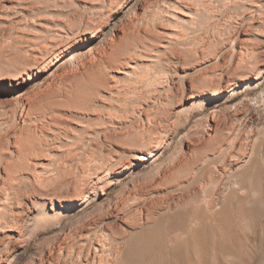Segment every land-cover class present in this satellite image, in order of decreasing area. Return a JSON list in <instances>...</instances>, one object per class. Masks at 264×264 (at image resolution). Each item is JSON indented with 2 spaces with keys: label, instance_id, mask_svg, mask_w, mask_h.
I'll return each instance as SVG.
<instances>
[{
  "label": "bare ground",
  "instance_id": "6f19581e",
  "mask_svg": "<svg viewBox=\"0 0 264 264\" xmlns=\"http://www.w3.org/2000/svg\"><path fill=\"white\" fill-rule=\"evenodd\" d=\"M95 1L85 4L91 11L92 18L84 20V24L76 21L78 25L75 22L78 18L69 13L71 10L64 12L49 7L37 8V6V9H34L33 6V8H28V4H23L20 0H0L2 27L7 24L12 25L16 20L18 30V26L24 25L22 20L25 19L26 24L23 29L27 28V30L18 31L16 37L13 36V40L10 39L11 41L4 38L5 45H7L6 50L0 46V65L2 66L0 67V264H8L9 255L15 257L24 252L40 233L57 228H60L59 233L54 234L55 236L42 246L41 250L39 249L40 252L36 249L39 253L33 254L26 264H119L122 256H125L126 247L129 245L132 247L131 243H136L133 242L134 237L137 236L136 233L145 234L147 227L153 229L155 224L162 225L163 222L159 223V221L165 219V216L162 220L158 218V213H160L158 209L165 212L163 214L167 215L166 219L169 224L171 222L168 218L171 212L178 214L177 217L176 214L174 215L175 218L172 216L175 221L171 225L168 224V227L165 225L166 232L160 230L162 238L160 240L156 238L158 244L153 240V244L159 245L158 248L161 250V252L154 250L157 253L160 252V255L155 253L160 257L158 264L170 262L166 261L169 258L164 257L163 251L167 255L166 251H170L177 257V254L184 250V246L188 252L185 254L188 255L187 261L184 260L185 256L180 261L178 260V263L200 264L205 259V257L202 259V256V260L200 259V250L204 251L201 245L209 247L210 242L212 243L208 240V235L225 236L227 233L229 236L235 235L234 238H241L246 234L248 236L251 232L249 235L255 237L259 233L258 229L264 226L251 229L253 226L249 224L245 226L241 222L242 220L247 222L245 213L248 212L243 213L246 206L244 209L242 206L245 202L250 204L252 201L249 190H252L254 180L257 179L262 183L264 179L262 177L264 166L263 174L259 170V173H252L250 176L247 175L248 173L245 174L247 170L245 168H248V165L255 160L254 151L259 135L252 138L254 137L252 134L257 129L259 117L251 113L253 110L250 104L254 103L249 104L251 100L246 98L233 103L237 97L243 96L254 86L252 80L258 79L259 72L260 76L264 74V66L259 68L260 50L258 51L257 46L251 43L249 45L247 42L254 37L264 38V0H235L236 8L243 10L241 25L244 27L247 24L254 34L250 36V32V34L246 31H238V33L235 30L237 32L235 37L228 36L222 40L224 44L221 42V45H224L222 48H225L227 53V50L236 47L234 41H237L235 51L230 53L229 59L226 58L232 61V64H228L233 65L231 77L233 73H238L241 77L247 76L251 71H258V76L251 78L249 82L245 78H234L232 88L229 86L230 89H223L218 84L216 85L220 88H217L218 92L212 87L213 92H205L204 94L207 93V95L202 94L206 105L227 103L230 106L225 105L224 109H212L210 113L200 118L203 121H201L202 126L204 124L201 133V129L197 127L200 135L196 127L191 126L180 137L172 154L161 163L157 162L163 156L165 148L171 145L180 128L175 130L177 128L175 125L173 131L169 132V129L165 132L164 127L168 123L162 121L168 122L169 119L167 120L168 117L165 116L160 117L159 111L166 112L165 108L170 106V101L179 92V86L184 84L181 81L182 84L178 85L181 75L177 77L176 73L173 75L171 72L172 75H166L168 78L165 76L166 81H164L163 76L151 78L149 71H152V67L161 66V63L165 64L162 58L165 59L168 55H162L167 52L170 45L178 42L175 40L172 43V38H178V31L176 32L175 28L192 25L197 17L201 19L210 17V15L216 16L213 15L214 5L210 3L211 0L210 2H207L208 0H188V2L184 0H143L127 19L119 22V26L112 35L106 41L101 42L100 39L106 33L107 28L114 23V20H120V15L125 13L134 0ZM217 1L221 0H216L215 4ZM27 18H31L32 21L27 22ZM206 18H204L205 21L209 20ZM232 18L234 17L231 16ZM166 23L173 26L171 29L175 27L174 30H168L167 26H164ZM206 23L208 24L207 21ZM143 24L151 29L141 28ZM226 29L230 28L226 27ZM5 35L11 36H8L9 33ZM23 39L26 40L21 41ZM226 62L228 61L223 63ZM153 72L152 75L155 73ZM165 72L166 69L162 73ZM136 79H140L141 81H138L146 85L145 93H148V90L153 92V94H146L147 97L142 99L144 101L139 103L141 110L137 113V118L141 120V127L132 125L136 118L132 111L134 108L131 110L132 115L130 112L128 115L125 110L122 112H126L127 115L123 116L122 112H120L121 116L118 114L123 109L120 105L124 104L120 102L125 101L119 95L126 90L122 85L121 87L125 89L123 91L119 85L128 83V86H125L128 89L132 88L129 90L130 94L138 95V92H131L133 87L137 88L134 86L136 84L131 85L136 83L134 82ZM204 79V84L201 81L203 79L194 82L197 85L201 81V87H208L207 84H212L211 81L207 83L209 80ZM220 81L223 80L220 79ZM140 82L137 83L141 84ZM195 83L188 84L190 90L196 89ZM184 86L181 87L184 88ZM127 93L125 95H128ZM194 97L196 96L188 97L187 100L191 101ZM199 110L198 112L202 114L203 107ZM169 115L166 114V116ZM159 117L161 120L159 124L162 122L165 126L159 133H155L153 124L158 121ZM119 118H122L125 123L123 124ZM189 119L188 117L183 120L185 122L183 126L178 123V127L182 126L185 129L189 124ZM227 121L228 124H226ZM222 122H226L224 127L221 126ZM195 124L198 126L199 123ZM124 126L127 129L121 133V127ZM112 139L116 140L117 144L120 141L124 142L119 148L129 160L127 158L123 160L118 155L116 156L113 150L106 151L105 147L103 148L104 143ZM59 161L67 164L66 167H74L82 174L79 180L80 186L73 190L74 194L71 196L69 194L70 197H63V199L62 197L56 198V195L55 198L48 195L49 188L54 186L52 183L55 178L51 176L55 174H52L49 169ZM215 161L217 166L211 168ZM255 165L257 166V163ZM150 166L153 167L152 170L138 175L137 180L123 186L121 198L107 200L106 203L99 204L92 213L75 217L80 215L92 200H99L114 185L120 184L128 174L136 169L144 170ZM249 168L251 170V167ZM202 172L209 175V177L205 175L209 178V182L203 181L206 179L203 176V180L199 177L203 175ZM148 179L151 181L146 186ZM245 180L250 183V188L245 185ZM259 188V191H263L264 187ZM253 192L254 190L251 194ZM176 193L179 194V198L175 200L173 196ZM260 200L263 201L264 197ZM147 202L149 204H146ZM257 215L259 214L257 213L256 217ZM74 217L76 219L73 221L61 225L64 219ZM262 224L260 221V225ZM118 232L122 235L121 237ZM200 233L206 240L201 242ZM145 238L144 241H146ZM220 239L225 240L226 238L221 237ZM233 242L235 243V240ZM234 243L229 244L230 246L223 250L224 253L221 251L223 256L225 254L226 256L223 257L224 261L217 260V264H242L244 262L243 259H239L241 256L238 258L237 245ZM173 255L171 256L175 258ZM179 257L182 256L179 255Z\"/></svg>",
  "mask_w": 264,
  "mask_h": 264
},
{
  "label": "rangeland",
  "instance_id": "374dc122",
  "mask_svg": "<svg viewBox=\"0 0 264 264\" xmlns=\"http://www.w3.org/2000/svg\"><path fill=\"white\" fill-rule=\"evenodd\" d=\"M29 1H30V3H29ZM65 3H64V2ZM72 1V2H71ZM98 0H96L95 2H97ZM142 1L143 0H134L133 1V3L126 9V11H125V13L124 14H122V15H120V20L118 21V20H114V23H112L108 28H107V30H106V33L101 37V39H100V41L102 42V41H106L108 38H109V36H111L112 35V33H113V31L114 30H116L117 29V27L119 26V22L120 21H123V20H125V19H127L132 13H133V11L135 10V8L137 7V6H139L141 3H142ZM213 1V2H212ZM215 1L216 0H211V2H210V0H208L207 2H210V3H213L212 5H214V14L213 15H216L217 16V18H216V16H211L210 15V17L208 16L207 18L206 17H204V18H206V19H209V20H206L207 22H208V24L206 23V21H205V19L204 18H201L200 19V17H199V19L201 20H199L198 19V17H197V19H198V21H197V19H196V21H194L193 22V24L191 25H187V27L185 26V27H179V28H175V31L178 33V38H172V43L176 40V41H178V42H174L173 44L175 45H173L172 43V46L170 45V47H169V49L167 50V52H165V53H167V54H163L162 56H165V55H168V57L167 56H165L166 58L165 59H167V60H165L164 59V57L162 58V61L163 62H165V64H162L161 63V66L160 65H158L156 68H154V67H152L151 69H152V71L150 70L149 71V74H150V77L151 78H153L154 79V77L155 76H163V78H162V80H164V77L166 76V75H168V76H170V75H174L175 73V75L177 76V77H180V75H181V77H183V78H179V80L178 81H180V83L178 84V85H180V84H182V82H183V84L186 86H184V85H180L179 86V88H178V90H179V92H177V95L175 94V96L173 97V100H171L169 103V105L170 106H168V107H166L165 108V110H166V112L164 113V111H161L162 113H164V114H160L161 112L159 111V116L160 117H162V118H164V116L165 117H168V118H166L167 120L169 119V121L168 122H165V121H162L163 123H168V124H165V125H167V126H169L170 125V127H167V126H165V125H163V123L161 122V124H159V121H161L160 120V117H159V119H158V121H157V119H156V125L155 124H153V126H154V129H155V133L156 132H160V130H163V127H164V129H165V132L166 131H168L169 129V132L170 131H173V129H174V126L175 127H177L175 130H178L179 128L181 129H179L178 131H177V134L175 135V137L173 138V141H172V143H171V145L169 146H167L166 148H165V151H164V153H163V156L160 158V160L157 162V163H161V161H164L165 159H167L171 154H172V152L175 150V148H176V146H177V144H178V140L180 139V137L186 132V130H188L189 128H191V126L193 127L194 126V128L196 127V131L197 130H199V128L201 129V131H200V133L202 132V130L204 129V124H203V126H202V119L200 120V118H202L205 114H207V113H210L211 111H212V109H216V108H221V109H224V108H226V107H229L230 106V104L228 105L227 103H221V104H214V105H206L204 102H203V99H204V97L202 96V94H204L205 92H213L214 91V89H215V91H217L218 89H220V88H223V89H230V87L232 88L233 86H234V78L236 79V78H239V77H241V75L240 74H238V73H233V77H231L230 76V73L232 74V72H233V65L231 66V65H228V64H230L232 61H229V60H227L226 58H228L229 59V56L232 54V51H235V48L237 47V41H234V46L236 45V47H232V48H230L229 50H227V53H226V49L225 48H222V46L224 47V43L222 42V40L224 39V38H228V36L230 37H235V35H236V33L239 31V32H250L251 33V35L250 36H253V32H251V30L250 29H252V28H249L248 26H247V24H245V26L243 27V25H241V17H242V13H243V10L242 9H238V8H236V5H234V4H236V1H238V0H230V1H228V0H224L223 1V3H222V0L221 1H217V3L215 4ZM228 1V2H227ZM20 2H22L23 4H28L27 6H28V8H33L34 7V9H37V8H51V9H55V10H57V11H70L69 13H71L72 15H75V17L76 18H78V20H75V22L76 21H78V22H82L83 24L85 23L84 22V20L85 21H87L88 19H90V18H92V15H91V11L90 10H88V6L86 7V5L85 4H90V3H93L94 2V0H39V1H35V0H20ZM54 2V3H53ZM184 2H188V0H184ZM190 2V1H189ZM218 2H219V4H218ZM225 2V3H224ZM235 2V3H234ZM59 3V4H58ZM62 3H63V5H62ZM76 3V4H75ZM228 3V4H227ZM33 4V5H32ZM54 4V5H53ZM218 4V5H217ZM231 4V5H230ZM31 5V6H30ZM70 5V6H69ZM75 5V6H74ZM85 5V6H84ZM216 5V6H215ZM224 5V7H222ZM229 5V6H228ZM30 6V7H29ZM33 6V7H32ZM36 6H37V8H36ZM39 6V7H38ZM52 6V7H51ZM55 6L57 7V8H55ZM63 6V7H62ZM75 8H74V7ZM84 6V7H83ZM219 6V7H218ZM231 6H234L233 8L231 7ZM62 7V8H61ZM65 7V8H64ZM69 7V8H68ZM215 7H217V8H215ZM66 9V10H64V9ZM223 8V9H222ZM228 10H227V9ZM74 9V10H73ZM86 9H87V11H86ZM226 9V10H225ZM216 10H217V12H216ZM221 11H222V13H221ZM241 11V12H240ZM227 12V13H226ZM238 14H237V13ZM240 12V13H239ZM221 13V14H220ZM220 15V16H219ZM223 15V16H222ZM236 15V16H235ZM231 16L232 17H234V18H232L231 19ZM213 17V18H212ZM221 17V18H220ZM224 17V18H223ZM229 17V18H228ZM239 17V18H238ZM216 18V19H215ZM210 19H211V21H210ZM213 19H215V20H213ZM219 19H222V20H219ZM233 19H235V20H233ZM239 21H238V20ZM24 20V21H23ZM22 20V24H24V25H22V26H18V30H17V25H16V20L15 21H13V24H14V27H13V24L11 25V24H7V26H3L2 27V24H0L1 26H0V46H1V48L3 49V47H4V49H5V47L7 46V45H5V41H4V38H5V40H7V41H11V40H13V36H14V38L16 37L15 35H17L18 33V31L20 32V31H22V30H27V28H25L24 27V29H23V26H25V24H26V21H25V19H23ZM27 22H31L32 21V19L31 18H27ZM34 20V19H33ZM81 20H83V21H81ZM219 20V21H218ZM229 22H228V21ZM234 22H233V21ZM18 21V20H17ZM200 21V22H199ZM218 21V22H217ZM221 21V22H220ZM223 21H225V22H223ZM227 21V22H226ZM19 22H21V20H19ZM196 22V23H195ZM199 22V23H198ZM203 22H205L204 24H203ZM212 24H211V23ZM216 22V23H215ZM77 23V22H76ZM81 23V24H82ZM228 23V24H227ZM234 23V25H232ZM78 25H79V23H77ZM196 24V25H195ZM222 24V25H221ZM198 25V26H197ZM219 25H221V26H219ZM223 25H227L226 27L227 28H230L229 30L228 29H226V27H224ZM228 25H230L229 27H228ZM10 26H12V27H10ZM15 26H16V28H15ZM164 26L166 27L167 26V28H168V30H174V28H172L171 29V27H173V26H170V25H168L167 23L166 24H164ZM212 26V27H211ZM219 26V27H218ZM222 26H223V28H225L224 30H223V28H222ZM238 26V27H237ZM138 27H140V25L138 26ZM147 27H148V29H147ZM195 27V28H194ZM233 29H232V28ZM241 27V28H240ZM11 28H12V31H11ZM141 28H144V29H146V30H150L151 28L149 27V26H146V24H143V26L141 27ZM150 28V29H149ZM185 28V29H184ZM204 28V29H203ZM220 28H222V29H220ZM3 29V30H2ZM176 29H179V30H176ZM192 29H194V30H192ZM219 29H220V31H219ZM232 29V30H231ZM240 29V30H239ZM9 30V31H8ZM183 30V31H182ZM187 30V31H186ZM235 30H237V32L235 31ZM250 30V31H249ZM8 31V32H7ZM11 31V32H10ZM28 31H29V29H28ZM194 31V32H193ZM198 31V32H197ZM228 31V32H227ZM253 31V30H252ZM16 32V33H15ZM191 32V33H190ZM201 32V33H200ZM235 32V33H234ZM238 32V33H239ZM7 33V35H8V33H9V35L8 36H10V37H7L5 34ZM10 33H14L13 35L12 34H10ZM249 33V34H250ZM185 34V35H184ZM233 34V35H232ZM209 36V37H208ZM218 36H220L219 38H218ZM196 38V39H195ZM257 38H258V40H257ZM257 38H251L252 40L251 41H247V42H249V45H250V43H251V45L253 44L255 47H256V49L259 51V54H260V57H262V58H260L259 57V59L261 60V61H263L264 62V60H262V59H264V56H262V55H264V38H261V37H257ZM261 38V39H260ZM9 39V40H8ZM11 39V40H10ZM187 39V40H186ZM220 41H219V40ZM254 39V40H253ZM256 39V40H255ZM263 39V40H262ZM26 40V39H25ZM24 39L23 40H21V41H25ZM191 40V41H190ZM193 40V41H192ZM100 42V43H101ZM141 42H143V41H141ZM193 42V43H192ZM217 42V43H216ZM220 42V43H219ZM221 42L223 43L222 45H221ZM233 42V41H232ZM253 42V43H252ZM178 43V44H177ZM181 44V45H180ZM183 44V45H182ZM196 44V45H195ZM214 44V45H213ZM218 45V46H217ZM184 48V49H183ZM259 48V49H258ZM207 49V50H206ZM6 50V49H5ZM184 50V51H183ZM189 50V51H188ZM187 51V52H186ZM209 51H211V52H209ZM204 52V53H203ZM224 52V53H223ZM173 53V54H172ZM206 53V54H205ZM229 53V54H228ZM231 53V54H230ZM234 53V52H233ZM263 53V54H262ZM183 54V55H182ZM212 56H211V55ZM225 54H228V55H225ZM171 56V57H170ZM173 56H174V58H173ZM210 56V57H209ZM228 56V57H227ZM225 59H224V58ZM231 57V56H230ZM172 58V59H171ZM223 58V59H222ZM164 59V60H163ZM168 59H169V61H168ZM171 59V60H170ZM177 59V60H176ZM189 59V60H188ZM223 60V61H222ZM230 60H232V58H230ZM168 61V62H167ZM225 61H228V62H226L225 64L223 63V62H225ZM260 61V65H259V68H261V66H264V64H263V62H261ZM175 62V63H174ZM258 62H259V60H258ZM168 63V64H167ZM211 63V64H210ZM221 63H222V65H221ZM190 64V65H189ZM224 64V65H223ZM232 64V63H231ZM259 64V63H258ZM262 64V65H261ZM195 66V67H194ZM223 66L225 67L224 69H223ZM228 66V67H227ZM230 66V67H229ZM0 67L2 68V66L0 65ZM159 67V68H158ZM161 67H166V68H161ZM227 67V68H226ZM161 68V69H160ZM158 70V71H155V70ZM166 69V72H168V74L165 72L164 74L162 73L164 70ZM168 70V71H167ZM155 73H154V72ZM162 71V72H161ZM169 71H170V74H169ZM229 71V72H228ZM232 71V72H231ZM151 72V73H150ZM152 72L154 73V75H152ZM158 72V73H157ZM171 72H172V74H171ZM254 72V73H253ZM209 73V74H208ZM156 74H158V75H156ZM163 74V75H162ZM185 74H188V75H186L185 76ZM221 74H222V76H221ZM234 74H235V76L236 75H240V76H234ZM258 74V71H251L250 73H249V75L247 74V76L245 75H243L242 77H241V79H244L245 78V80H247V82H249L250 80H252L251 78H253V77H255V76H258L257 75ZM152 75V76H151ZM179 75V76H178ZM183 75V76H182ZM211 75H213V76H211ZM154 76V77H153ZM168 76H166L167 78H168ZM208 78H207V77ZM251 76V77H250ZM224 77V78H223ZM230 77V78H229ZM167 78H165V79H167ZM191 78H192V80H191ZM204 78H206V81L207 80H209V81H207V83H211L212 82V84H210L211 85V87H210V85L209 84H207L208 85V87H201L200 86V83H201V81H203V84H204V82H205V79ZM140 79H142L141 77H140ZM140 79H136L134 82H136V83H132L131 85H134V84H136V85H134V86H137V88L136 87H133V86H131V85H129L130 87H133V90H131V92H138L137 94L138 95H136V93H134V94H130V89H132V88H130V89H128V87H126L125 85H127L128 86V83H121L120 85H119V87H121L122 85H123V87L124 88H126V90L125 89H123V87H121L122 88V90L124 91L125 90V92L127 93V92H129V94L128 95H125L126 93L125 92H123L122 93V95H119V97L121 98V97H123L122 99H124L125 101H122V102H120V104H122V103H124L123 104V106L122 105H120L121 107H123V109H121L120 111H119V113L118 114H120V112H122V110H125L127 113L128 112H134V114L136 115V118H137V116H138V114L137 113H139L140 112V110H141V108L139 107L140 106V104L139 103H141V102H143L144 100H142V99H145L147 96H146V94H153V92L151 93L150 92V90H148L147 92L148 93H145L144 91H145V89L147 90V88H145L144 89V87H146V85L145 84H143V82L141 83L140 81ZM183 79V80H182ZM201 79H203V80H201ZM220 79H222L223 81L221 82L220 81ZM138 80H140V81H138ZM143 80V79H142ZM196 80H201L199 83H197V85H196V83L195 82H197ZM225 80V81H224ZM164 81H166V80H164ZM182 81V82H181ZM189 81V82H188ZM195 83V88L196 89H194L193 91L192 90H190L189 89V86H188V84L189 83ZM195 81V82H194ZM211 81V82H210ZM220 81V82H219ZM226 81H230L229 83L227 82L226 83ZM253 82V87L251 88V89H249L248 91H246L245 93H244V95L243 96H239V97H237L236 99H235V101H234V103L233 104H235V103H238L239 101H241V100H243V99H249V100H251V101H249V104L251 103V102H254V103H251L250 104V106H251V108H252V114L253 115H256L257 117H259L258 118V121H257V124H258V126H257V129H258V127H259V129H258V131H257V129H255V131L253 132L254 134H252V136H254V137H252V138H256V136H260L261 138H259V136H258V138H257V141H258V143L260 142V146H258L259 144L257 143V147H256V150L254 151V156H255V160H254V158H253V160L254 161H252V163H250V165H248V168L249 167H251V170H250V168H249V170H248V168H245V169H247L246 170V173L245 174H247V175H249L250 176V174H252V173H259V171H261L260 173L261 174H263V166H264V74L262 73V76H260V72H259V76H258V79H254V80H252ZM137 82H140L141 84H139V83H137ZM158 81H156V83H157ZM185 82H186V84H185ZM222 83V84H221ZM232 83V84H231ZM158 84H159V82H158ZM199 84V85H198ZM206 84V83H205ZM215 84V85H214ZM221 85L220 86V88H219V86H216V85ZM257 84V86H255ZM259 84V85H258ZM143 85H145V86H143ZM181 86H184V88L183 87H181ZM199 88H198V87ZM223 86V87H222ZM230 86V87H229ZM142 88V89H138V88ZM153 88L155 87V86H152ZM214 89H213V88ZM153 88H151V89H153ZM202 90H201V89ZM206 88H208V89H206ZM209 88H212L211 90L209 89ZM218 88V89H217ZM134 89H136V90H139V91H136V90H134ZM206 89V90H205ZM142 90V91H141ZM141 91V93H139ZM199 91V92H198ZM218 92V91H217ZM216 92V93H217ZM125 93V94H124ZM142 93H144L143 94V96H142ZM194 93H195V95H194ZM215 93V92H214ZM133 95H136V96H133ZM204 95H207V93L206 94H204ZM126 96V97H125ZM128 96V97H127ZM139 96V97H138ZM191 96H196V97H194L191 101H188L187 100V98L189 97H191ZM258 96V97H257ZM133 97V98H132ZM140 97H142V98H140ZM254 97H256V98H254ZM129 98V99H128ZM132 98V99H131ZM255 100H254V99ZM138 99H140L139 101H137ZM178 99V100H177ZM201 100V101H200ZM194 101V102H193ZM138 102V103H137ZM175 102V103H174ZM117 103V102H116ZM202 103H204V105L202 104ZM194 104V105H193ZM198 104V105H197ZM253 104V105H252ZM137 105H138V107H137ZM196 105V106H195ZM225 105H226V107H225ZM228 105V106H227ZM206 106V107H205ZM255 106V107H254ZM202 107H203V110H202ZM129 108V109H128ZM134 108V109H133ZM127 109V110H126ZM133 109V110H132ZM137 109H139V110H137ZM175 109V110H174ZM199 109H201L202 110V114H200L199 112H200V110ZM258 109V110H257ZM132 110V111H131ZM168 110V111H167ZM169 110H172V111H169ZM260 110V111H259ZM199 111V112H198ZM124 113V111L121 113V114H123V116L126 114L127 115V113ZM132 112V113H133ZM170 112H172V113H170ZM178 112V113H177ZM179 112H180V114H179ZM257 112V113H256ZM263 112V113H262ZM132 113L130 114V115H132ZM169 113H170V115H169ZM197 113H199V114H197ZM255 113V114H254ZM259 113V114H258ZM121 114H120V116H121ZM166 114H168L169 116H166ZM195 114V115H194ZM259 116H258V115ZM128 115H129V113H128ZM181 117H180V116ZM187 115H189V116H187ZM190 115H191V117H190ZM197 115V116H196ZM171 119H170V118ZM190 118L189 119V124L186 126V128L185 129H183V125H184V123L185 122H183V120H185V119H187V118ZM134 119V121H133V126L134 125H136V126H134V127H137V126H142V124H140L141 123V120H139L138 118L137 119ZM184 118V119H183ZM119 119H121L120 121L121 122H123V124L125 123V121L122 119V118H119ZM177 120V122H176V120ZM181 119V120H180ZM199 119V120H198ZM260 120V121H259ZM173 121V122H172ZM179 121V122H178ZM199 121V122H198ZM202 121V122H201ZM170 122V123H169ZM176 122V124H174ZM197 122V124H198V126L195 124V123ZM200 122H201V125H200ZM172 123V124H171ZM180 125H182L181 127H178L179 126V124ZM226 123V122H225ZM224 122H222V124H221V126L222 127H224V124H225ZM138 124V125H137ZM174 124V125H173ZM226 124H228V121H227V123ZM234 124V123H233ZM160 126V128L158 127V126ZM163 125V126H162ZM172 125V126H171ZM196 125V126H195ZM157 128H159V129H157ZM234 126H236V125H234ZM167 127V128H166ZM172 127V128H171ZM197 127H199L198 129H197ZM202 127H203V129H202ZM261 128V129H260ZM124 129H127V127H121V133L122 132H124L125 130ZM154 129H153V131H154ZM157 129V130H156ZM172 129V130H171ZM123 130V131H122ZM169 132H167V133H169ZM198 132V134L200 135V133H199V131H197ZM262 132V133H261ZM261 133V134H260ZM82 137H83V135H82ZM84 137H85V135H84ZM97 141V140H96ZM111 141V142H110ZM108 140V142H105L104 143V145H103V148L105 147V150L107 151V150H113L112 152H116L115 154H116V156L118 155L121 159H125L126 160V156H124V154L122 153V151L120 150V148H119V146H123V143L124 142H122L121 143V141L120 142H118V144H117V141L116 140ZM106 144V145H105ZM110 144V145H109ZM120 144V145H119ZM133 144V143H132ZM259 147V148H258ZM250 151V150H249ZM251 152V151H250ZM257 152H258V154H257ZM257 156H258V159H257ZM164 157V158H163ZM128 159V158H127ZM129 160V159H128ZM263 161V162H262ZM62 162H64L63 160H62ZM62 162H60L59 161V163H56V164H54L53 166H51L50 167V169H49V171L51 172L52 171V174H55V175H51L52 177H55V178H53L54 180V182L52 183V184H54V186L52 185L50 188H49V197H53V198H55V195L57 196L56 198H61L62 197V199H63V197L64 198H67V197H70L72 194H74V192L75 191H73V190H76V187H79L80 186V183H79V180L81 179V177L80 176H82V174H80V171H78V170H76V169H74V167H66V165L67 164H63ZM216 163V161L214 162V164H212L211 165V168L213 167V166H217V163ZM255 163H257V166L255 165L254 166V164ZM63 166H62V165ZM260 165L262 166V167H260ZM68 166V165H67ZM155 165H153V167H154ZM57 167V168H56ZM60 167V168H59ZM152 166H150L149 168H147V169H144V170H141V169H136V170H134L133 172H131L130 174H128L127 175V177L125 178V179H123L121 182H120V184H117V185H114L109 191H108V193L106 194V195H104V196H102L99 200H92L90 203H88L87 205H86V207H85V209H83V211L80 213V215H78V216H75L76 218H78L79 216H81V215H85V214H90V213H92L95 209H97V207L99 206V204H101V203H106L107 202V200L109 201V200H114V199H119V198H121L122 197V189H123V186L124 185H126V184H129V183H131L132 181H134V180H137V176L138 175H143L144 174V172L145 173H147L148 171H150V169L152 170V168H153ZM67 168V169H66ZM213 168H215V167H213ZM255 168V169H254ZM259 168H261V170L259 169ZM263 168V169H262ZM52 169V170H51ZM147 170V171H146ZM259 170V171H258ZM57 171V172H56ZM250 171V172H249ZM70 172V173H69ZM74 174V175H73ZM202 174L203 175H200L199 177L200 178H202V176H203V178L205 179L206 178V176H208L209 177V175L208 174H206V173H204V172H202ZM206 175V176H205ZM59 177V178H58ZM74 177V178H73ZM206 178L205 180H203V178H202V180L203 181H205V182H209V178ZM262 177H264V174L262 175ZM60 179V180H59ZM150 179H148V180H146V186H147V184H150ZM246 181V180H245ZM255 182L253 183L254 184V186H252L251 188H252V190L251 191H253L254 190V192L253 193H255V194H251V191L249 190V195L250 196H252L250 199L252 200L251 202H250V204L249 203H247V202H245L244 203V205L242 206L243 207V209H244V206H246L245 207V209L243 210L242 208H241V210H243V213H245L244 211H247L248 213H245V216L247 217H245V220L247 221V222H245L244 220H242L243 222H241V223H243L242 225H245V226H253V227H251V229L252 228H254V227H259L260 228V226H264V224H262L263 222H264V200H263V197H264V195L262 194V193H264L263 191H264V188H262L263 189V191H259V187L260 186H262V187H264V179L262 180L263 182L262 183H260L259 182V180H257V179H255L254 180ZM67 182V183H66ZM147 182H149V183H147ZM78 183V184H77ZM247 183V184H246ZM260 184V186H259V184ZM255 184H257V185H255ZM144 185V186H145ZM245 185H247V186H249V188H250V183H248L247 181L245 182ZM256 187V188H255ZM53 188V189H52ZM256 190H255V189ZM48 190V189H47ZM61 190V191H60ZM258 192V193H257ZM53 195H52V194ZM179 193V192H178ZM70 194V196H68ZM164 194V193H163ZM258 194V195H257ZM48 195H46V197H48ZM51 195V196H50ZM59 195V196H58ZM176 195H178V197L176 196ZM255 195V196H254ZM261 195H263V196H261ZM256 197V198H255ZM173 198L176 200L177 198H179V194H175L174 196H173ZM262 199L263 201H261L260 199ZM252 202H254V203H252ZM261 202V203H260ZM149 203H150V200H149ZM148 202L146 203V204H149ZM247 203V204H246ZM260 203V204H259ZM246 204V205H245ZM255 206H254V205ZM31 206V205H30ZM257 206H258V208H257ZM251 207V208H250ZM256 207V208H255ZM247 208V209H246ZM250 211H249V210ZM255 209H257V210H255ZM158 210H160V211H158ZM157 211L158 212H162V214L164 213L165 214V212L164 211H162L161 209H158ZM252 210H254V212H251ZM85 211V212H84ZM256 211V212H255ZM258 211V212H257ZM157 212V213H158ZM250 212H251V214H250ZM261 212H263V213H261ZM160 213H158V218L160 217V219L162 220L163 218L162 217H164L165 219L167 218V215H164L163 214V216H162V214L160 215ZM253 213H255V214H253ZM259 214V215H257V217H256V214ZM173 213L171 212V216H170V218H168L169 219V222H171V223H173V221H175L174 220V218H175V216L177 217V215L178 214H176V213H174L173 215H172ZM176 214V215H175ZM253 214V215H252ZM175 215V216H174ZM263 215V216H262ZM168 216V217H169ZM172 216H174V218L172 217ZM251 216V217H250ZM254 216V217H253ZM72 218V219H64L63 221H62V224L61 225H63V224H65V223H68V222H70V221H73L74 219H76V218ZM254 219H253V218ZM171 218H173V220L171 219ZM259 218H261V219H259ZM165 219H163L161 222L159 221V223H162V225L161 224H159L158 226H157V224H155V226L154 225H152V226H154V228L152 229V228H148V230H147V228H146V232H145V234L144 233H136L137 234V236L139 235V234H143V235H145L144 237H142L141 235H139L138 237L137 236H135L134 237V240H136V241H134L133 240V242H136V243H131V245H132V247L130 248L128 245V247H126V252L124 251V254H125V256H122V258L120 259V261L118 262L119 264H158V262L157 261H159L160 262V257L159 256H157L155 253H157L156 251H160L161 252V250H160V248H158V246L159 245H157L158 244V240H160L161 238H162V232L161 231H164V232H166L165 230H166V227H168L169 225H171V223L169 224L168 223V221H167V219L165 220ZM257 219H259V220H257ZM263 219V220H262ZM167 222L166 224H165V221ZM171 220V221H170ZM232 221L233 222H235V220H233L232 219ZM260 221H261V224L262 225H260ZM263 221V222H262ZM244 222H245V224H244ZM240 223V224H241ZM256 223V224H255ZM258 223V224H257ZM169 224V225H168ZM246 224H249V225H246ZM150 225V226H151ZM164 225V226H163ZM165 225H167L166 227H165ZM255 225V226H254ZM159 227V228H158ZM162 227V228H161ZM165 227V228H164ZM164 228V230H162ZM154 229H156L155 230V232L152 234V231H154ZM161 230V231H160ZM259 230V233H257L256 235H255V237H254V235L253 236H251V235H249L250 233H248V236H247V234L243 237V236H241V238L240 237H235L234 238V236L235 235H232V236H229L227 233L225 234V236H227V237H225V236H221L220 234V236L218 235V236H213V235H208L207 237H208V240L209 241H212V243L210 242V244H211V246L213 245L214 246V244H215V247H213L212 246V249H211V246H210V244H209V247L207 246H204L203 244L201 245L202 247H201V249L203 250L204 249V251H201L200 250V252H201V254H200V259H201V256H202V259H204L203 257H205V259L204 260H202V264H212V263H214V264H217L218 263V261L219 260H221V261H224V259H223V257L225 258V256H226V254H225V256H223L224 254V251L223 250H225L226 248H228L230 245L229 244H231V243H234L233 242V240H235V243H234V245H237L236 247H237V251H238V258L241 256V258H239V259H243L244 260V264H264V227H262V229L260 228V229H258ZM53 231V232H52ZM52 231H49V232H45V233H40L28 246H27V248H26V250L24 251V252H22V253H20L19 255L17 254V255H15V257H14V255H9V259L11 260H9L8 261V264H9V262H10V264H26L28 261H29V259H30V257L33 255V254H35V253H37L38 251L40 252V248L42 247V246H44L45 244H47L49 241H50V239H52L57 233H59V231H60V228H57V229H54V230H52ZM250 231V230H249ZM248 231V232H249ZM261 231V232H260ZM158 232L160 233V234H158ZM163 232V233H164ZM119 233V232H118ZM262 233V234H261ZM55 234V235H54ZM155 234V235H154ZM119 235H120V233H119ZM118 235V236H119ZM153 235V236H152ZM159 235H161V236H159ZM200 235H202V237L200 238L201 239V242L203 241V240H206L205 238H204V235L203 234H201L200 233ZM200 235H199V237H200ZM122 235H120V237H121ZM142 238H141V237ZM157 236V237H156ZM209 236H211V238L209 237ZM214 238H213V237ZM229 236V237H228ZM146 237V238H145ZM226 238L225 240L224 239H220V238ZM137 238V239H136ZM140 238V239H139ZM144 238H145V240L146 241H144ZM158 240H157V239ZM143 239V240H142ZM215 241H214V240ZM231 239H232V241H231ZM153 240H154V242H156V243H154V244H156V245H154L153 244ZM219 240V241H218ZM223 240V241H222ZM221 241V242H220ZM224 241H226V242H228V243H223ZM137 242H139L140 243V245H139V243H137ZM152 242V243H151ZM230 242V243H229ZM237 242V243H236ZM220 243H222V244H220ZM134 244V245H133ZM217 244V245H216ZM152 245V246H151ZM220 245V246H219ZM225 245V246H224ZM227 246V247H226ZM156 247H157V249H156ZM206 247V248H205ZM221 249H220V248ZM155 248V249H154ZM209 248L211 249V250H209ZM215 248V249H214ZM38 251H37V250ZM40 249V250H39ZM133 249H135V250H133ZM159 249V250H158ZM184 249V250H183ZM182 250L183 251H181V252H179L180 254H177L178 252H176V254H177V257H176V255H173L174 253H170V251L169 252H167L166 251V253H168V255L167 254H165V251H163L162 252V254H164L165 256L164 257H166V259H168V260H166L167 262L168 261H170L169 263H167V264H180V263H178V260L180 261L181 260V258H184L185 256V258H184V260L185 261H187L186 260V258L188 257V255H185V254H188V252H187V250H186V247L184 246V248H183ZM207 249V250H206ZM34 250H36V251H34ZM154 250H156V251H154ZM184 251H185V253H184ZM213 251V252H212ZM219 251V252H218ZM221 251L223 252V253H221ZM38 252V253H39ZM160 252H158L157 254L158 255H160L159 253ZM205 253V254H203V253ZM209 253V254H208ZM221 253V254H220ZM191 254H192V252H191ZM7 255V254H6ZM171 255H173L175 258H173ZM182 256V257H179L178 258V256ZM204 255H206V256H204ZM209 256V257H208ZM7 257V256H6ZM171 257V258H170ZM213 257H215V259L213 258ZM220 257V258H219ZM15 258V259H14ZM159 258V259H158ZM178 258V259H177ZM208 258V259H207ZM209 258H211V259H209ZM212 258H213V260H212ZM237 258V259H238ZM154 259V260H153ZM156 259V260H155ZM158 259V260H157ZM165 259V258H164ZM175 259V260H174ZM207 260H209V261H207ZM211 260V261H210ZM218 260V261H217ZM172 261V262H171ZM184 261V262H185ZM247 261V262H246ZM155 262V263H154ZM157 262V263H156ZM174 262V263H173ZM204 262V263H203ZM206 262V263H205ZM208 262H210V263H208ZM220 262V261H219ZM200 263V264H201ZM242 263V264H243ZM183 264H185V263H183ZM186 264H189V263H187L186 262ZM194 264H196V263H194ZM199 264V263H198ZM235 264H241V263H235Z\"/></svg>",
  "mask_w": 264,
  "mask_h": 264
}]
</instances>
